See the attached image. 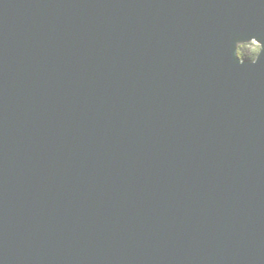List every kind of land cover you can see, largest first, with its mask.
Returning a JSON list of instances; mask_svg holds the SVG:
<instances>
[{
  "label": "water",
  "instance_id": "1",
  "mask_svg": "<svg viewBox=\"0 0 264 264\" xmlns=\"http://www.w3.org/2000/svg\"><path fill=\"white\" fill-rule=\"evenodd\" d=\"M0 264H264V0H0Z\"/></svg>",
  "mask_w": 264,
  "mask_h": 264
},
{
  "label": "rangeland",
  "instance_id": "2",
  "mask_svg": "<svg viewBox=\"0 0 264 264\" xmlns=\"http://www.w3.org/2000/svg\"><path fill=\"white\" fill-rule=\"evenodd\" d=\"M253 44V42H248V43H243V44H239V45H242L243 46V49L246 51V53L248 54V58L245 59V60H242L241 61H251V62H254L252 60V57L255 55L256 58H258L259 54L261 53L262 51V48L261 46L259 45V51L258 52H254L253 49L250 47L251 45ZM257 44V43H256ZM238 45V46H239Z\"/></svg>",
  "mask_w": 264,
  "mask_h": 264
},
{
  "label": "trees",
  "instance_id": "3",
  "mask_svg": "<svg viewBox=\"0 0 264 264\" xmlns=\"http://www.w3.org/2000/svg\"><path fill=\"white\" fill-rule=\"evenodd\" d=\"M238 56L240 59L245 60L248 58V54L246 53V51L243 49L242 45L238 46Z\"/></svg>",
  "mask_w": 264,
  "mask_h": 264
},
{
  "label": "clouds",
  "instance_id": "4",
  "mask_svg": "<svg viewBox=\"0 0 264 264\" xmlns=\"http://www.w3.org/2000/svg\"><path fill=\"white\" fill-rule=\"evenodd\" d=\"M250 47L253 49L254 52H258L259 51V45L256 44L255 42H253V44ZM252 60L254 62L258 63L257 58H256L255 55L252 57Z\"/></svg>",
  "mask_w": 264,
  "mask_h": 264
}]
</instances>
